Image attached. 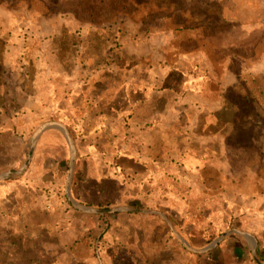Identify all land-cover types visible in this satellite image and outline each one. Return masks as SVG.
Listing matches in <instances>:
<instances>
[{"label": "rangeland", "instance_id": "rangeland-1", "mask_svg": "<svg viewBox=\"0 0 264 264\" xmlns=\"http://www.w3.org/2000/svg\"><path fill=\"white\" fill-rule=\"evenodd\" d=\"M190 72L207 78L208 94L182 83ZM223 90L228 109L211 117ZM51 120L68 126L95 201L179 206L166 175L217 205L264 190V0H0V175L23 167ZM54 133L34 152L65 160L66 174L54 175L63 189L69 148ZM30 167L0 189H54L43 166ZM89 169L106 179V198ZM33 259L24 264L54 261Z\"/></svg>", "mask_w": 264, "mask_h": 264}, {"label": "crops", "instance_id": "crops-1", "mask_svg": "<svg viewBox=\"0 0 264 264\" xmlns=\"http://www.w3.org/2000/svg\"><path fill=\"white\" fill-rule=\"evenodd\" d=\"M181 78L183 76L180 73L178 81ZM184 82L193 83L200 94L210 92L207 78H201L195 72H190ZM226 96L223 90V107L211 111V117L227 111ZM42 109L43 106L39 111ZM50 122L62 123L51 120L42 125ZM62 124L69 131L68 126ZM52 132H60L64 136L71 163V148L61 130H45L36 145L42 140L46 143L48 135L59 137ZM58 140L59 145H66L62 144L61 139ZM73 142L77 154L71 196L79 208L70 203L66 185L60 189L62 183L55 177L64 174L65 160L39 157L34 151L27 173H30L31 165L43 166L48 176L46 183L54 189L30 191L28 195L15 189H0V203L4 202L0 213V222L4 223L0 224L2 264L10 261L24 264L27 263L25 259L31 255L35 261L39 252L50 254L51 260H54L52 264L60 259L59 254H62L64 264H264V190L242 191L237 196L236 205H216V198H213L215 195L208 197L193 194L190 186L186 187L180 178L172 175L185 188L163 191L177 196L181 203L179 206L143 207L129 204L125 200L106 205L104 200H93L92 190L86 188V182L80 180L83 168L79 166L74 138ZM111 145L108 150H111L114 157L121 158L115 144L112 142ZM129 158L142 167L150 162L145 157L135 159L133 155ZM88 172L98 186L99 192L94 195L106 198V190H101L106 179L97 178L94 170L89 169ZM76 181H79V185L73 188ZM184 196L191 198L194 203H186ZM200 197L206 198L205 204H198ZM132 209H141L142 212ZM94 210L113 211L100 214ZM51 254H56L58 258Z\"/></svg>", "mask_w": 264, "mask_h": 264}, {"label": "water", "instance_id": "water-1", "mask_svg": "<svg viewBox=\"0 0 264 264\" xmlns=\"http://www.w3.org/2000/svg\"><path fill=\"white\" fill-rule=\"evenodd\" d=\"M50 128H56V129L61 130L64 133V135H65V137H66V139H67V141H68V143L70 145L72 155H71V163H70V167H69L68 179H67V184H66V195H67L70 203L72 205L78 207V205L72 199V196H71V187H72L73 177H74L75 169H76V154H77V152H76V148H75L72 136L70 135L69 131L67 130V128L62 123L50 122V123H46V124L42 125L36 131V133L33 135L32 147H31V150L29 152L28 158H27L26 162L24 163L23 167L21 169H19V170L14 169V170H10L8 172H5V173L1 174L0 175V181L15 178V177L20 176V175H22V174H24L26 172V170L29 167L30 162L32 160L33 151H34L36 142L38 141V139L41 136V134L45 130L50 129ZM132 210L142 212L141 209H132ZM111 211H113V210H94V212H97V213H100V214H103V213L105 214V213L111 212Z\"/></svg>", "mask_w": 264, "mask_h": 264}, {"label": "trees", "instance_id": "trees-1", "mask_svg": "<svg viewBox=\"0 0 264 264\" xmlns=\"http://www.w3.org/2000/svg\"><path fill=\"white\" fill-rule=\"evenodd\" d=\"M249 77L252 79L253 82L257 79L253 75H250ZM239 78L242 80L241 83L243 84V88H245L247 86V83H248L247 82V79H246V76L245 75H242V76L239 75ZM64 174H66V173L64 172ZM161 181L162 182H165L167 184V185L165 184L164 188H169V189H184L185 188L184 185L181 186L179 184V182L174 177H172L171 175H166V177L163 178V179H161ZM78 185H79V181L74 182L73 188L77 187ZM101 190H106L105 186L104 187L101 186ZM183 199H187L186 200V203H188V204L194 203V202H191V198H189L187 196H184ZM205 203H206V198H204V197L198 198V204L199 205H203ZM214 203L216 205L218 204L217 199L214 200ZM106 205H111V203L110 202H107ZM102 207H103V205H102Z\"/></svg>", "mask_w": 264, "mask_h": 264}]
</instances>
